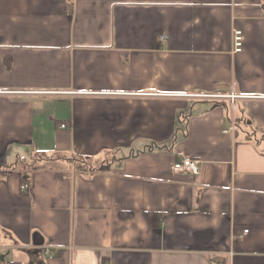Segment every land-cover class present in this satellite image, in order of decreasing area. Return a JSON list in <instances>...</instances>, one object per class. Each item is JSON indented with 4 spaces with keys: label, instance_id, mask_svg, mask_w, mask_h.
I'll list each match as a JSON object with an SVG mask.
<instances>
[{
    "label": "crops",
    "instance_id": "0c3cea01",
    "mask_svg": "<svg viewBox=\"0 0 264 264\" xmlns=\"http://www.w3.org/2000/svg\"><path fill=\"white\" fill-rule=\"evenodd\" d=\"M105 263L264 264V0H0V264Z\"/></svg>",
    "mask_w": 264,
    "mask_h": 264
},
{
    "label": "built area",
    "instance_id": "2783aa9c",
    "mask_svg": "<svg viewBox=\"0 0 264 264\" xmlns=\"http://www.w3.org/2000/svg\"><path fill=\"white\" fill-rule=\"evenodd\" d=\"M160 40H164L165 36L161 35L159 37ZM242 42H243V36H242V31L241 30H234L233 32V50L234 52H240L242 50ZM6 94H12V95H23V94H33V95H64L66 93L62 92H53V91H12L8 92ZM138 96H144V95H138ZM152 96H175L178 98L186 99V100H191V101H237L239 99H255L257 97H246V96H235V95H225V94H209V93H185V94H177V95H164V94H155ZM61 128L65 127V124L60 125ZM228 131V130H225ZM171 169L175 172H186V173H191L193 175H197L199 173V166H198V161L186 154H180L179 157L173 162ZM29 188V182L23 181L20 184V190L21 192H28ZM248 229H244L243 233H247ZM43 252L47 254V257L51 258L52 255L49 250L44 249ZM107 264V263H105Z\"/></svg>",
    "mask_w": 264,
    "mask_h": 264
},
{
    "label": "trees",
    "instance_id": "16d2710c",
    "mask_svg": "<svg viewBox=\"0 0 264 264\" xmlns=\"http://www.w3.org/2000/svg\"><path fill=\"white\" fill-rule=\"evenodd\" d=\"M74 160H76L77 162H79L80 164H86V165H88V166H90L88 163V161L89 160H87V159H83V158H77V159H74ZM88 162V163H87Z\"/></svg>",
    "mask_w": 264,
    "mask_h": 264
},
{
    "label": "rangeland",
    "instance_id": "374dc122",
    "mask_svg": "<svg viewBox=\"0 0 264 264\" xmlns=\"http://www.w3.org/2000/svg\"><path fill=\"white\" fill-rule=\"evenodd\" d=\"M73 159H77V158H73ZM84 159H86V158H84ZM87 160H89L88 162H89L90 166H91V165H92L93 167H97V166H99L98 163L93 162V161H90V160H93L92 157H88Z\"/></svg>",
    "mask_w": 264,
    "mask_h": 264
}]
</instances>
